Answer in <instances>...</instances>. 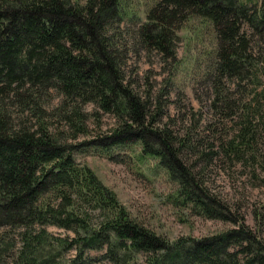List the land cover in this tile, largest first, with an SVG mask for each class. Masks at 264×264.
<instances>
[{
	"label": "trees",
	"instance_id": "trees-1",
	"mask_svg": "<svg viewBox=\"0 0 264 264\" xmlns=\"http://www.w3.org/2000/svg\"><path fill=\"white\" fill-rule=\"evenodd\" d=\"M125 1L0 0V264H264V197L246 211L205 185L214 162L239 164L264 186V0H157L140 25L127 20L140 13ZM189 18L193 32H215L203 55L219 113L182 136L127 66L136 34L142 48L176 55L168 49ZM87 105L118 119L96 139L107 154L140 142L178 182L182 204L234 226L171 241L133 218L75 158L97 143L80 140L98 131Z\"/></svg>",
	"mask_w": 264,
	"mask_h": 264
},
{
	"label": "rangeland",
	"instance_id": "rangeland-1",
	"mask_svg": "<svg viewBox=\"0 0 264 264\" xmlns=\"http://www.w3.org/2000/svg\"><path fill=\"white\" fill-rule=\"evenodd\" d=\"M73 1L84 3L86 0ZM127 1L140 13L139 17H127V20L140 25L147 20L146 14L157 0ZM127 1L124 2L126 7ZM195 25L196 21L189 18L176 32V39L172 40L168 50L177 54L170 57L156 50L142 48L138 34L133 37L134 40L130 39L133 51L129 53L127 69L133 71L134 77H138L143 89L150 88L157 94L155 104L158 106L154 109H166L164 121L182 136L190 132L192 126L204 128L206 124L215 123L212 120L215 119L213 114L219 113L211 104L214 84L210 78L213 76L208 77L210 57L203 55V51L208 52L215 46V32L212 26H206L201 32L195 33ZM124 28L131 37L133 27L124 23ZM259 46L264 47V42L261 41ZM205 68L207 71H204ZM231 89L234 91L233 85ZM86 109L92 114L98 111L99 114L91 116L89 120L92 131H98L81 136L80 140L99 139L103 136L101 130L106 134L118 125L114 115L104 113L92 105H87ZM97 122H101V129L95 126ZM96 141V145L92 143L79 147L75 151L76 160L91 167L103 183L117 193L132 217L157 234L171 241L180 236L202 238L234 226L229 221L206 217L197 212L193 204H182L178 182L173 180L168 169L162 165L159 156L141 154L143 146L140 142L111 148L113 154L110 156ZM214 164L205 172L208 190L222 199L240 203L246 211L253 210L264 197V186L259 187L249 177L242 175L239 164L228 170L221 164ZM202 167L203 164L199 163L196 171L204 172ZM247 219L255 226L251 212ZM49 230L63 235L67 233L57 226H49ZM142 261L143 258L139 257L138 262ZM101 264L110 263L104 260Z\"/></svg>",
	"mask_w": 264,
	"mask_h": 264
},
{
	"label": "bare ground",
	"instance_id": "bare-ground-1",
	"mask_svg": "<svg viewBox=\"0 0 264 264\" xmlns=\"http://www.w3.org/2000/svg\"><path fill=\"white\" fill-rule=\"evenodd\" d=\"M72 2V1H71ZM218 37V36H217ZM258 52V51H257ZM262 54V53H261ZM262 62V61H261ZM257 71V70H256ZM237 84V83H236ZM239 87V86H238ZM144 104V103H143ZM10 108V107H9ZM7 109V108H6ZM2 115V114H1ZM113 132V131H112ZM177 142V141H176ZM181 144V143H180ZM253 151V150H252ZM181 152V151H180ZM247 157V156H246ZM249 158V157H248ZM183 159V158H182Z\"/></svg>",
	"mask_w": 264,
	"mask_h": 264
}]
</instances>
